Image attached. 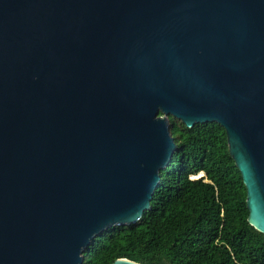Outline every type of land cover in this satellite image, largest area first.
<instances>
[{"label":"water","instance_id":"water-1","mask_svg":"<svg viewBox=\"0 0 264 264\" xmlns=\"http://www.w3.org/2000/svg\"><path fill=\"white\" fill-rule=\"evenodd\" d=\"M170 116L226 129L264 233V0H0V264H83L139 221Z\"/></svg>","mask_w":264,"mask_h":264},{"label":"trees","instance_id":"trees-1","mask_svg":"<svg viewBox=\"0 0 264 264\" xmlns=\"http://www.w3.org/2000/svg\"><path fill=\"white\" fill-rule=\"evenodd\" d=\"M178 146L150 209L94 237L83 264H264V233L249 223L247 188L218 122L188 128L170 116Z\"/></svg>","mask_w":264,"mask_h":264}]
</instances>
